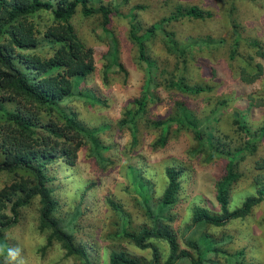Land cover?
<instances>
[{"label":"trees","instance_id":"1","mask_svg":"<svg viewBox=\"0 0 264 264\" xmlns=\"http://www.w3.org/2000/svg\"><path fill=\"white\" fill-rule=\"evenodd\" d=\"M125 2L113 0L109 6L100 0H0V174L9 180L0 187V264H9L5 230L17 222L20 208L35 197L38 201L36 229L44 236L42 248L56 243L64 255L76 263L94 264L92 250L77 241L71 232V217L60 218L56 214V201L48 181L55 169L54 161L61 158L65 166L73 165L76 150L85 141L100 166L107 161L103 154L107 146L96 133L104 126H85L62 104L68 97L83 98L91 104L100 102L90 88L82 85L93 69L91 48L75 34L70 19L77 9L84 16L95 14L99 16L101 28L109 32L102 54L105 81L111 67L124 71L119 60L118 40L105 27L112 9L116 10ZM137 7L141 6L131 7L124 15L128 21L127 36L135 45L137 62L143 64L146 77L140 95L117 121L118 125L129 129L131 145L136 143V122L144 116L147 103L158 100L148 89L157 67L147 52L148 39L161 33L166 49L179 52L182 68L179 75L169 81L173 88L192 95L210 89L207 84H189L183 79L184 56L190 54L195 39L180 43L172 31L164 29V24L170 20L184 16L204 19L210 12L196 5L177 4L169 15L144 26L133 12ZM229 25L233 36L229 49V58H232L239 40L238 22L234 19ZM213 41L222 43L224 39L205 38L198 43ZM249 45L258 56L264 57V46L258 40H251ZM260 73L259 63L238 72L239 79L245 83H251ZM214 110L211 107L209 112ZM150 123L159 130L151 142L153 148L163 147L169 133L175 135L184 128L192 131L195 140L188 150L191 155L201 153L203 162L210 161L213 156L226 160L222 175L214 183L216 208L194 205L183 227L175 226L176 213L172 207L179 196L181 164L172 163L163 168L164 185L155 195L153 184L141 173V168L127 163L123 169L130 186L125 185L124 191L136 212L132 217L118 198L104 197L111 218L105 233L106 259L101 264H250L242 247H226L230 234L220 232L216 235L209 229L242 219L255 205L264 204V181L259 177L253 179L252 192L245 194L239 203L230 204V191L239 177L234 162L244 151L254 149L252 138L242 146L230 148L220 137H214V127L207 116L194 117L182 101H174L166 117ZM243 126L239 124L248 135L257 133ZM260 130L262 133L263 129ZM255 165L258 169L264 168V158ZM138 217L140 219L135 220ZM261 224L264 227V212ZM124 243L139 252L130 250Z\"/></svg>","mask_w":264,"mask_h":264},{"label":"rangeland","instance_id":"2","mask_svg":"<svg viewBox=\"0 0 264 264\" xmlns=\"http://www.w3.org/2000/svg\"><path fill=\"white\" fill-rule=\"evenodd\" d=\"M100 1L109 6L113 3V0ZM177 4L196 5L210 12L208 18L184 16L164 24V29L172 31L180 43L195 39L189 47L190 54L184 56L183 79L189 84H207L210 89L192 95L173 88L169 81L177 77L182 68L179 52L166 49L161 33L148 39L147 52L157 66L148 89L158 96V100L147 103L144 116L136 122V143L131 145L129 129L118 125L117 121L131 106L132 100L140 95L146 71L143 64L137 62L135 45L127 36L128 21L124 14L135 5L141 6L133 12L140 23L147 26L169 15ZM43 17L46 18L45 15ZM234 19L238 22L239 40L236 54L229 58L233 42L229 24ZM70 23L79 39L91 48L93 69L82 85L90 88L100 102L91 104L83 98L68 97L62 104L73 111L85 126H104L96 133L107 146L103 151L107 161L100 166L89 152V143L84 140L76 150L73 165L65 166L61 158L54 161L55 169L51 171L48 185L56 201V214L60 218L71 217V232L77 241L92 250L94 264H101L106 259L105 233L109 229L111 215L104 197L113 195L118 198L132 217L136 212L124 191L125 185L129 184L123 169L127 163L141 168V173L153 184L155 195L164 185L163 168L172 163L181 164L179 196L172 207L176 213L175 226L183 227L182 223L194 205L216 208L214 183L222 175L226 162L223 157L213 156L210 161L203 162L201 153L191 155L188 150L195 140L192 131L184 128L175 135L169 133L163 147L151 146L159 130L150 121L166 117L172 111L174 101H182L196 118L207 116L209 124H213L214 137H220L222 143L227 142L230 148L242 146L247 139L254 141V149L250 153L244 151L234 162L239 177L230 191V204L239 203L245 194L252 192L254 177L264 181V168L258 169L255 165L256 161L264 158V57L258 56L249 45L251 40L256 39L264 46V0H126L116 10L112 9L105 27L118 40L119 60L124 71L111 67L106 72L105 81L102 54L106 50L109 32L101 28L98 15L84 16L78 9ZM205 38H222L224 42L198 43ZM255 63L261 66L258 77L251 83L241 81L239 70L243 67L248 69ZM211 107L214 112H209ZM239 124L257 133L250 136ZM213 142L216 143V140L213 139ZM8 181L5 175L0 174V187ZM37 210L35 197L27 206L20 208L17 222L5 230L8 249L16 252L15 259L7 257L8 263L78 264L71 257H66L56 243L42 248L44 236L36 229ZM263 212L264 204L261 202L244 218L211 227L209 231L216 235L220 232L230 234L226 247H242L250 264H264ZM124 244L130 250L139 252L129 243Z\"/></svg>","mask_w":264,"mask_h":264},{"label":"clouds","instance_id":"3","mask_svg":"<svg viewBox=\"0 0 264 264\" xmlns=\"http://www.w3.org/2000/svg\"><path fill=\"white\" fill-rule=\"evenodd\" d=\"M0 251H2V250H0ZM8 256H9V258H11V259H15V257H16V252H15L13 249H8Z\"/></svg>","mask_w":264,"mask_h":264}]
</instances>
